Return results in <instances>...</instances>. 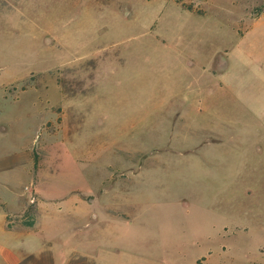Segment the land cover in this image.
Listing matches in <instances>:
<instances>
[{"label": "rangeland", "instance_id": "rangeland-1", "mask_svg": "<svg viewBox=\"0 0 264 264\" xmlns=\"http://www.w3.org/2000/svg\"><path fill=\"white\" fill-rule=\"evenodd\" d=\"M0 264H264V0H0Z\"/></svg>", "mask_w": 264, "mask_h": 264}, {"label": "trees", "instance_id": "trees-1", "mask_svg": "<svg viewBox=\"0 0 264 264\" xmlns=\"http://www.w3.org/2000/svg\"><path fill=\"white\" fill-rule=\"evenodd\" d=\"M35 206L31 204L22 214V224L25 227H33L35 224Z\"/></svg>", "mask_w": 264, "mask_h": 264}, {"label": "crops", "instance_id": "crops-1", "mask_svg": "<svg viewBox=\"0 0 264 264\" xmlns=\"http://www.w3.org/2000/svg\"><path fill=\"white\" fill-rule=\"evenodd\" d=\"M21 211L23 210H20L14 214H17V213H20ZM12 215L10 214H7L4 218V224H5V227L8 229V230H24V229H29L30 227H25L23 226L22 222H21V226H23L24 228L20 227L19 225H14V226H9V224H7V218L8 217H11ZM9 223V222H8ZM32 228V227H31Z\"/></svg>", "mask_w": 264, "mask_h": 264}]
</instances>
